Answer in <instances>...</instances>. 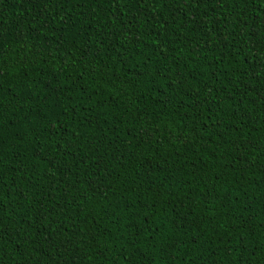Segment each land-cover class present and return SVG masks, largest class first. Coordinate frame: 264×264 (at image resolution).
Here are the masks:
<instances>
[{"label":"trees","instance_id":"1","mask_svg":"<svg viewBox=\"0 0 264 264\" xmlns=\"http://www.w3.org/2000/svg\"><path fill=\"white\" fill-rule=\"evenodd\" d=\"M0 96V264H264V0H0Z\"/></svg>","mask_w":264,"mask_h":264},{"label":"snow or ice","instance_id":"2","mask_svg":"<svg viewBox=\"0 0 264 264\" xmlns=\"http://www.w3.org/2000/svg\"><path fill=\"white\" fill-rule=\"evenodd\" d=\"M160 2L162 4H164L165 7H167V4H168V0H160ZM185 2L187 3V0H185ZM194 3L196 4H199V3H202L203 0H193ZM218 2H220V0H218ZM115 3L118 5L119 4V0H115ZM245 3H247V0H245ZM0 98H2V96H0ZM211 117H209L210 119Z\"/></svg>","mask_w":264,"mask_h":264}]
</instances>
